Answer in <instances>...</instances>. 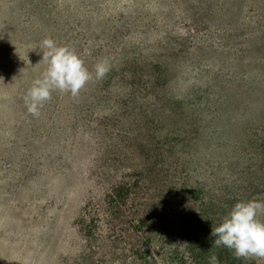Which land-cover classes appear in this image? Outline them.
<instances>
[{
	"label": "rangeland",
	"instance_id": "obj_1",
	"mask_svg": "<svg viewBox=\"0 0 264 264\" xmlns=\"http://www.w3.org/2000/svg\"><path fill=\"white\" fill-rule=\"evenodd\" d=\"M47 38L93 79L33 116ZM124 173L144 174L184 264H264L210 235L264 201V0H0V264H109L102 200Z\"/></svg>",
	"mask_w": 264,
	"mask_h": 264
},
{
	"label": "trees",
	"instance_id": "obj_2",
	"mask_svg": "<svg viewBox=\"0 0 264 264\" xmlns=\"http://www.w3.org/2000/svg\"><path fill=\"white\" fill-rule=\"evenodd\" d=\"M145 181L142 173H124L104 194L102 220L107 234L103 241L106 255L112 258L109 264H128L131 259L138 260L139 264H159V261L184 264L183 254L189 253L190 248L180 254L179 246L170 243L168 229L172 220L165 209L155 203V196ZM95 206L88 208L82 219L81 230L89 241L101 239L99 222L90 218L96 212ZM99 246L98 243L97 248Z\"/></svg>",
	"mask_w": 264,
	"mask_h": 264
},
{
	"label": "clouds",
	"instance_id": "obj_3",
	"mask_svg": "<svg viewBox=\"0 0 264 264\" xmlns=\"http://www.w3.org/2000/svg\"><path fill=\"white\" fill-rule=\"evenodd\" d=\"M41 46V61L46 63V70L33 80L23 97L28 112L33 116L40 115V109L51 98L53 91L76 97L93 79V73L84 66L74 50L59 46L50 38L44 39ZM108 71L106 62L97 63L94 66L95 79H102ZM261 214H264L262 200L236 202L220 223L212 227V246L226 247L236 258L264 259V221L258 219ZM208 264H219L217 256H209Z\"/></svg>",
	"mask_w": 264,
	"mask_h": 264
}]
</instances>
